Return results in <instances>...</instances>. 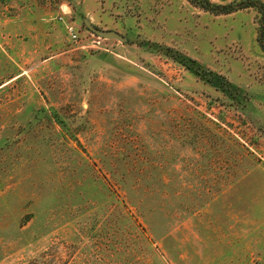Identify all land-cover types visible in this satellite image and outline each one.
I'll return each mask as SVG.
<instances>
[{"label": "rangeland", "instance_id": "374dc122", "mask_svg": "<svg viewBox=\"0 0 264 264\" xmlns=\"http://www.w3.org/2000/svg\"><path fill=\"white\" fill-rule=\"evenodd\" d=\"M256 29L187 0H0V264H264Z\"/></svg>", "mask_w": 264, "mask_h": 264}, {"label": "trees", "instance_id": "16d2710c", "mask_svg": "<svg viewBox=\"0 0 264 264\" xmlns=\"http://www.w3.org/2000/svg\"><path fill=\"white\" fill-rule=\"evenodd\" d=\"M211 14H229L238 10L252 8L257 13V29L255 40L264 53V1L262 0H231L227 3L218 4L211 0H187Z\"/></svg>", "mask_w": 264, "mask_h": 264}, {"label": "water", "instance_id": "95a60500", "mask_svg": "<svg viewBox=\"0 0 264 264\" xmlns=\"http://www.w3.org/2000/svg\"><path fill=\"white\" fill-rule=\"evenodd\" d=\"M83 22H84V25L87 27V29L91 33L95 34L96 36H98L100 38L115 39L118 41H124L125 40V37L117 31L100 29V28L96 27L95 25H93L87 19H83Z\"/></svg>", "mask_w": 264, "mask_h": 264}, {"label": "built area", "instance_id": "2783aa9c", "mask_svg": "<svg viewBox=\"0 0 264 264\" xmlns=\"http://www.w3.org/2000/svg\"><path fill=\"white\" fill-rule=\"evenodd\" d=\"M67 31L70 35V38L73 40V41H77L78 40V34L77 32L73 29V27L71 25H67Z\"/></svg>", "mask_w": 264, "mask_h": 264}]
</instances>
